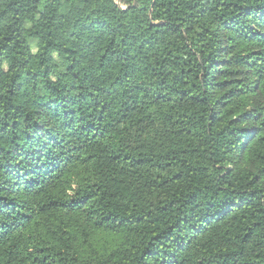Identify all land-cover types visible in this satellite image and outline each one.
<instances>
[{"label":"trees","instance_id":"16d2710c","mask_svg":"<svg viewBox=\"0 0 264 264\" xmlns=\"http://www.w3.org/2000/svg\"><path fill=\"white\" fill-rule=\"evenodd\" d=\"M0 264H264V0H0Z\"/></svg>","mask_w":264,"mask_h":264}]
</instances>
